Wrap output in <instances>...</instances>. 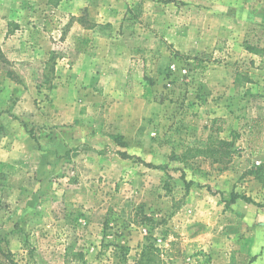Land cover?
Listing matches in <instances>:
<instances>
[{"label":"rangeland","instance_id":"obj_1","mask_svg":"<svg viewBox=\"0 0 264 264\" xmlns=\"http://www.w3.org/2000/svg\"><path fill=\"white\" fill-rule=\"evenodd\" d=\"M105 2L112 14L102 13ZM105 2L0 0V117L14 123L7 133L0 119V148L24 154V136L48 150L63 138L65 147L42 176L34 164L0 162V264H138L146 235L159 248L151 264H264V125L262 147L248 144L253 120H264V88L235 90L225 112L216 101L229 85L206 81L213 65H225L260 83L264 60L234 55L231 38L196 55L178 49L163 28L179 23L196 39L206 29L197 2ZM124 34L139 49L129 80L115 86L123 94L81 107V88L97 82L85 76L106 58L97 41ZM244 42L264 56L263 27L251 26ZM77 54L82 80L68 74ZM144 87L151 107L125 99ZM223 139L229 153L222 148L215 161L210 147ZM141 208L155 223H140Z\"/></svg>","mask_w":264,"mask_h":264},{"label":"crops","instance_id":"obj_2","mask_svg":"<svg viewBox=\"0 0 264 264\" xmlns=\"http://www.w3.org/2000/svg\"><path fill=\"white\" fill-rule=\"evenodd\" d=\"M106 0H103L105 2ZM116 1V0H114ZM121 1V0H120ZM191 2L197 4H192V7L197 6L195 9L198 12L199 17L201 20L204 18L206 19V29L199 30V33L202 32V34H196L197 38L195 39L194 34L192 37H190L189 34H185L183 30V25L181 26L179 23L174 24L172 27L167 26L166 29L163 28V30L171 33V42L175 43L177 40V47L178 49L183 50L182 52L192 53L194 55L198 54V52H201L202 49H206L207 47H212L213 49L217 46L219 39H225L231 38L234 42L236 41V44L234 46V52L233 54L240 55L243 57V49L245 51V56L247 58H251V64H255V61L259 62L260 60H264L263 52L261 53L258 51L256 52H250L245 48V42L244 39L246 38V35H248L251 26H260L264 28V0H190ZM113 6L110 8L109 4L105 2V5L101 8L102 13L112 14L113 13ZM116 8V7H115ZM128 7H125V10L127 11ZM122 14H124L122 12ZM160 15L162 17L166 16V13H163L160 11ZM178 18H182L181 15H176ZM179 20V19H177ZM176 22H179L177 21ZM172 25V24H171ZM196 32V30H195ZM147 33V32H146ZM172 33H176L175 35ZM188 35V36H187ZM120 37H126V38H120L114 39L113 41H104L103 39L100 41H97L96 44H103V48L106 50L104 54H106V58L104 57L99 64V68L96 69V72L93 73V71H90L89 75L85 76L89 80L93 78L94 74L97 77V82L94 83V86L88 87L87 89L81 88V92H79V95L83 96L85 100H83L79 105L82 107L86 103L91 104V106L95 107L97 104H99V100L97 98L101 95H111L113 92L117 91L118 97H121L120 95L123 94L124 90H120L116 87L118 84L127 83V81L130 78V72L134 69V66H136L133 61L135 59H132L133 56H136L135 53L138 52L139 46L138 43L135 41V36L131 38L129 35H119ZM199 36V38H198ZM174 38L176 40H174ZM189 38H192L189 40ZM235 38V39H232ZM189 40V41H188ZM126 42H128L126 44ZM149 42H146L143 47L147 46ZM182 43V45H181ZM185 43V45H183ZM119 45V46H118ZM188 47V48H185ZM103 49H98V51H102ZM75 52V51H74ZM135 54V55H134ZM77 57V59H76ZM75 58H72L71 65L72 68L70 69L69 73L64 70L65 73H68L71 75L70 79H78L82 80L83 77H79V71H81L82 68H85L84 61L81 60L82 56L76 55ZM242 57H235L242 58ZM234 58V57H233ZM259 60H258V59ZM93 60L89 59L88 64L89 67L93 69ZM96 62V61H94ZM73 63H75L73 65ZM224 65V64H223ZM264 69V66H262ZM237 72H235V75H232V72L230 73V69H228V66H212L207 73L206 81L208 82V86L213 85H219V84H227L229 85V90L224 95L218 96L220 100H217L216 102H219V104L222 102L223 105H216L219 106L222 110L228 109V104L230 101V96H235L237 93L235 90H241L240 93H245L251 96L252 94H256L254 89L258 88L259 92H261V89L264 88V79L260 81V83L257 82V80L249 78L244 79L241 77V74L239 73L240 70L238 68H235ZM86 71V70H85ZM264 75V70L262 72ZM89 76V77H88ZM82 78V79H80ZM247 80V81H246ZM255 80V81H254ZM245 81V82H243ZM223 86V85H222ZM59 86H54L53 90L51 91V97L54 100V103L58 101L57 95L61 92L60 88H57ZM78 89H74L75 91H78ZM77 96V95H76ZM262 96H264V91H262ZM125 99H133L139 100L140 102H143L145 104V108L151 107V98L152 93L149 90H147L144 87V92L141 91V94L139 96L137 95V90L134 88V91L132 89V92H130L129 95L124 96ZM264 99V98H263ZM69 104H72L73 99L71 96H69V100H66ZM27 104H31L28 102ZM260 110L264 111V106L259 107ZM216 110H219V108H216ZM230 110V109H229ZM226 112V111H225ZM0 119L4 122V125L6 127L7 133H11V129L14 128V123L11 121V119H6L4 116H1ZM55 123V122H54ZM52 122V125L55 126ZM57 130V129H56ZM19 133L23 132V129L21 127H18ZM25 132V131H24ZM24 139L26 141L24 142V145L26 146V153H16L13 151H9L8 147H1L0 148V162H9L12 165H16L17 167H23L26 168L27 166H30L31 164H34L35 171L38 176H42L43 174L48 173L50 169L54 170L58 168L57 160L58 157L61 156L60 152L62 150V147H64V144L62 143L63 140L54 138V146L56 147L53 150H48L47 148L40 145V143H36L35 141H32L31 139H28L27 136H24ZM76 140V138H75ZM74 140V141H75ZM50 141V140H49ZM66 141V140H65ZM35 143V144H34ZM52 144V141L50 142ZM53 145V144H52ZM53 146V148H54ZM65 148V147H64ZM18 154V155H17ZM65 156L62 155V158Z\"/></svg>","mask_w":264,"mask_h":264},{"label":"trees","instance_id":"obj_3","mask_svg":"<svg viewBox=\"0 0 264 264\" xmlns=\"http://www.w3.org/2000/svg\"><path fill=\"white\" fill-rule=\"evenodd\" d=\"M247 48L250 49V51L258 52V50H256V48L251 46V45H248ZM263 125H264L263 119L255 118L253 120V123L251 125V130H250V137L248 139L249 148L252 150H257V149L261 148L263 145ZM218 129H220V128H218ZM30 134H31V132H30ZM231 144H232L231 141H227V140L223 139V140L219 141V143L216 146H211L210 147L211 150H209V151H211L210 153L220 154V156L215 157L214 160L215 161L222 160L221 155L224 154L222 151V148L224 149V152H226L225 148L227 146H230ZM226 153H229V152L227 151ZM234 197H242L247 202H252V200L247 199L244 196L234 195ZM138 215H140V220H141L140 223H142V224L155 223L154 218L152 216H150L149 214H146L142 208L140 209V213ZM153 238L154 237H151V239H153ZM146 239L148 240V243L144 246V248L142 249V251L140 253L139 259L137 261L138 264H151V263H154L156 261L155 253L159 251V248L153 242H149V236L148 235H146ZM120 248L122 249L124 254H126V256H128V253H127L128 248L126 246H121ZM79 254H81V253H79Z\"/></svg>","mask_w":264,"mask_h":264}]
</instances>
